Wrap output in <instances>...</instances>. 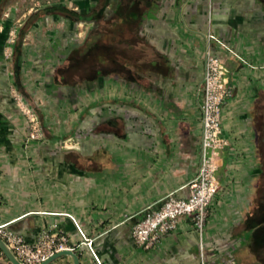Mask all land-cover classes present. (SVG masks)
<instances>
[{
	"label": "crops",
	"instance_id": "1",
	"mask_svg": "<svg viewBox=\"0 0 264 264\" xmlns=\"http://www.w3.org/2000/svg\"><path fill=\"white\" fill-rule=\"evenodd\" d=\"M209 14L232 95L201 258L187 216L150 248L124 222L189 193ZM263 153L264 0H0V224L27 241L63 235L79 264H264Z\"/></svg>",
	"mask_w": 264,
	"mask_h": 264
},
{
	"label": "built area",
	"instance_id": "2",
	"mask_svg": "<svg viewBox=\"0 0 264 264\" xmlns=\"http://www.w3.org/2000/svg\"><path fill=\"white\" fill-rule=\"evenodd\" d=\"M17 25H21L20 22ZM16 28L8 31L5 54L10 55V46L15 42ZM222 44L210 28L205 32L204 70L202 81L201 103V136L199 144V163L194 178L188 183L189 193L184 198L168 194L160 208L147 211L143 217L127 223L134 241L150 248L155 246L161 236L176 227L177 218L187 216L192 220L199 237L200 256L203 257V230L209 213L211 198L216 193L219 183L215 177V158L221 148L227 144L220 124L221 110L225 101L232 95L225 67L220 59L213 54L212 43ZM13 99L24 116L28 125V137L38 140L43 137L39 116L35 109L24 98L12 89ZM66 145V144H65ZM8 223L0 224V238L23 264H39L54 253L71 248L66 245L63 235L44 231L36 240L29 242L21 234L14 232ZM82 234V232L80 231ZM83 236V235H82ZM85 244L90 248L91 240L85 238ZM72 249V248H71ZM97 260V258L95 257Z\"/></svg>",
	"mask_w": 264,
	"mask_h": 264
},
{
	"label": "water",
	"instance_id": "3",
	"mask_svg": "<svg viewBox=\"0 0 264 264\" xmlns=\"http://www.w3.org/2000/svg\"><path fill=\"white\" fill-rule=\"evenodd\" d=\"M0 250L12 264H23L21 261L18 260V258L14 255V253L9 249L5 241H3L1 238H0ZM64 255L70 256L73 261V264H79V258L77 254L74 252V250L71 248L60 250L54 253L53 255L49 256L47 259L43 260L39 264H49L54 259Z\"/></svg>",
	"mask_w": 264,
	"mask_h": 264
},
{
	"label": "rangeland",
	"instance_id": "4",
	"mask_svg": "<svg viewBox=\"0 0 264 264\" xmlns=\"http://www.w3.org/2000/svg\"><path fill=\"white\" fill-rule=\"evenodd\" d=\"M263 157H264V153H263ZM260 200L264 201V178H263V182H260L259 186L257 188V199H256V202H259Z\"/></svg>",
	"mask_w": 264,
	"mask_h": 264
}]
</instances>
